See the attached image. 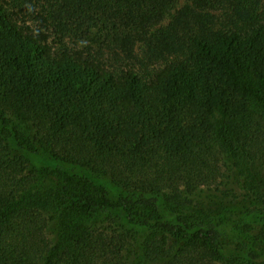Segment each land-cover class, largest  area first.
Listing matches in <instances>:
<instances>
[{"label": "trees", "instance_id": "trees-1", "mask_svg": "<svg viewBox=\"0 0 264 264\" xmlns=\"http://www.w3.org/2000/svg\"><path fill=\"white\" fill-rule=\"evenodd\" d=\"M179 1L0 0V264H264V0Z\"/></svg>", "mask_w": 264, "mask_h": 264}, {"label": "rangeland", "instance_id": "rangeland-1", "mask_svg": "<svg viewBox=\"0 0 264 264\" xmlns=\"http://www.w3.org/2000/svg\"><path fill=\"white\" fill-rule=\"evenodd\" d=\"M185 4H186V1H185V0H180V1L178 2V5H177L176 9H177V10L180 9V8L183 7ZM168 23H169V20H166V21L163 23L162 26H166ZM138 52H141V47H140V46L137 47V53H138ZM139 54H140V53H138V55H139Z\"/></svg>", "mask_w": 264, "mask_h": 264}]
</instances>
